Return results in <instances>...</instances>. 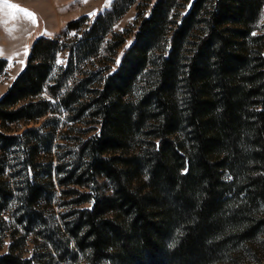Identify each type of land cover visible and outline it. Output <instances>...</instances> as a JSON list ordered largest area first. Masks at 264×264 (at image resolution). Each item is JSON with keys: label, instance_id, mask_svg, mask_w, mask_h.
<instances>
[{"label": "trees", "instance_id": "obj_1", "mask_svg": "<svg viewBox=\"0 0 264 264\" xmlns=\"http://www.w3.org/2000/svg\"><path fill=\"white\" fill-rule=\"evenodd\" d=\"M263 18L264 0H114L36 38L0 98V264H246L264 227Z\"/></svg>", "mask_w": 264, "mask_h": 264}, {"label": "rangeland", "instance_id": "obj_2", "mask_svg": "<svg viewBox=\"0 0 264 264\" xmlns=\"http://www.w3.org/2000/svg\"><path fill=\"white\" fill-rule=\"evenodd\" d=\"M114 0H88L87 3L82 0H8L10 4H16L23 8L29 9L36 14L37 23L33 24L30 20L25 19L22 15L17 14L16 19H12L13 9L5 6L0 0V49L3 53L0 58L7 60L8 65L5 73L0 78V98L10 87L14 79L24 69L27 61V55L30 51L34 40L40 36L55 38L61 34L67 25L83 16L89 17L91 22L101 13L108 10ZM139 3H136L127 14L114 26V32L123 33L133 31L136 28L139 14ZM150 11L148 8L147 12ZM8 13V15H5ZM92 13H95L92 15ZM264 19V18H263ZM6 21V23L4 22ZM75 32H71L70 36ZM125 44L120 48L115 56V61L112 65L114 71L120 63L124 49L132 44L133 38L130 33L127 34ZM67 52L59 55L57 66L66 64ZM59 61V62H58ZM75 127L85 128V126L74 125ZM94 133L91 132L90 134ZM56 177L54 181L56 182ZM57 203L55 212L61 214L68 212L70 207L66 204L70 199L63 198L61 187L57 184ZM92 204H85L83 207L91 208ZM58 217V216H57ZM58 217V218H59ZM257 237L252 240L243 256V261L246 264L264 263V227L260 229ZM11 240L6 239L0 254L8 252ZM33 250V245H30L29 253Z\"/></svg>", "mask_w": 264, "mask_h": 264}, {"label": "snow or ice", "instance_id": "obj_3", "mask_svg": "<svg viewBox=\"0 0 264 264\" xmlns=\"http://www.w3.org/2000/svg\"><path fill=\"white\" fill-rule=\"evenodd\" d=\"M3 4L5 6H7L10 9H13L14 12L11 14L12 15V19H16L17 18V14L22 15L25 19H28L31 21V23L36 24L37 23V19H36V14L32 11H30L29 9L23 8L19 5L16 4H10L8 3V0H2ZM82 2L87 3L88 0H82ZM0 11H3L2 8H0ZM95 13H92V15H94ZM5 15H8V13H5ZM6 23V21H4ZM253 35H255V33H253ZM3 53V50L0 49V54ZM59 62V61H58Z\"/></svg>", "mask_w": 264, "mask_h": 264}]
</instances>
